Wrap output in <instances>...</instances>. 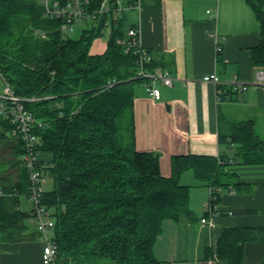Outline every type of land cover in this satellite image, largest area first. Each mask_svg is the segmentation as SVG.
Wrapping results in <instances>:
<instances>
[{
  "label": "trees",
  "instance_id": "trees-1",
  "mask_svg": "<svg viewBox=\"0 0 264 264\" xmlns=\"http://www.w3.org/2000/svg\"><path fill=\"white\" fill-rule=\"evenodd\" d=\"M68 1L59 0L61 5ZM103 1L89 0L92 23L74 38L62 28L67 18L46 15L41 0H0V72L43 124L32 132L39 137L34 145L38 166L54 180L41 201L52 218L56 264H163L154 245L164 220L193 213L190 186L180 181L181 174L193 170L212 187L211 206L219 200L218 188L237 182L224 157L176 156L172 175L164 176L159 153L137 149L134 99L144 79L137 76L133 51L118 39L138 23L127 10H117V0H108L109 9L101 11ZM159 2L141 0L142 6ZM246 2L261 26L253 62L264 68V0ZM107 26L106 49L93 52L94 40ZM155 66L157 59L149 65ZM219 137L237 144L235 162L264 164V138L253 120L229 122ZM8 140L15 142L10 166L17 173L0 170V243L28 239L32 216L20 206L31 189L26 140L17 123L0 113V142ZM256 236L264 237V227L226 229L219 256L241 264L244 241Z\"/></svg>",
  "mask_w": 264,
  "mask_h": 264
},
{
  "label": "crops",
  "instance_id": "crops-1",
  "mask_svg": "<svg viewBox=\"0 0 264 264\" xmlns=\"http://www.w3.org/2000/svg\"><path fill=\"white\" fill-rule=\"evenodd\" d=\"M210 8H217V14L209 13ZM128 13L138 23L143 45L174 76L171 86L159 84V99L151 97L143 84L137 88V149L159 153L164 176L172 175L176 156L224 157L230 161L226 171L234 173L237 182L234 187L218 188L219 200L208 209L211 187L198 180L193 170H185L180 181L190 186L192 216L164 220L154 253L163 264H229L219 256L223 232L264 227V164L235 162L237 144L219 137L229 122L253 120L255 131L264 138V85L254 82L259 67L252 57L261 40L260 22L246 0H160ZM85 21L92 23L90 18ZM213 72L223 82L237 76L248 83L247 89L230 91L226 84L203 81ZM3 84L0 77V91ZM219 90L227 93L220 98ZM202 218L213 224L203 223ZM33 226L28 239L0 243V261L43 264L44 240ZM241 264H264V237L244 241Z\"/></svg>",
  "mask_w": 264,
  "mask_h": 264
},
{
  "label": "built area",
  "instance_id": "built-area-1",
  "mask_svg": "<svg viewBox=\"0 0 264 264\" xmlns=\"http://www.w3.org/2000/svg\"><path fill=\"white\" fill-rule=\"evenodd\" d=\"M44 5L45 14L49 16H63L67 18L63 29L73 30L76 24L82 23L84 20L91 18L92 13L88 11L87 6L89 0H69L65 5H61L59 0H41ZM108 0H104L101 4V11L109 9ZM118 11H130L138 10L142 8L141 0H137L135 3L128 4L126 0H117ZM209 13L216 15L218 9L210 8L207 10ZM41 35L45 37V33L41 32ZM118 42L125 46L126 50H132L135 55V60L138 66L137 76L144 79L143 85L149 95L154 99H159L162 95V91L159 84L171 86L174 83V76L160 66L154 68L149 67L156 57L153 53L146 48L140 39L139 26H132L128 29L127 36L118 39ZM217 51H222V45L218 44ZM2 78V73L0 72ZM203 81L211 82L216 85L226 84L231 87L233 91H243L247 89V84L237 76H234L232 80L228 82L221 81L216 72L207 74L203 77ZM256 84L264 85V68H258L256 70L255 81ZM223 93L222 90L218 91L220 96ZM0 113L4 116L11 118L12 122H16L18 128L22 131L26 140V154L25 163L29 170V179L31 182L30 195L28 200L32 201L34 206L32 210V221L37 223V227L40 235L43 237L44 246L42 252L43 264H56L57 258V245L51 237L52 218L50 211L42 203L41 196L44 190V171L38 166L37 150L35 144L39 143V137L32 132L33 127L36 125L42 126V122L37 120L22 103V99L12 92L9 85L6 83V90L0 91ZM213 189H210V198L206 202L205 206L211 209V199L213 197ZM203 223L213 224L211 220L202 218Z\"/></svg>",
  "mask_w": 264,
  "mask_h": 264
},
{
  "label": "rangeland",
  "instance_id": "rangeland-1",
  "mask_svg": "<svg viewBox=\"0 0 264 264\" xmlns=\"http://www.w3.org/2000/svg\"><path fill=\"white\" fill-rule=\"evenodd\" d=\"M89 25L90 24L88 21H85L82 24H76L74 29L71 30L69 34L74 38H79L82 34V29L88 27ZM103 32H104L103 35L99 36L96 40H94V43L92 46L93 52H96V51L100 52L101 50L104 51L106 49L107 41H108L109 33H110L109 26H107ZM5 89H6V85L3 84L1 86V90L3 91ZM14 145H15V142L13 140L0 142V170L2 171V169L4 168L9 169L8 174L17 173V170L11 168L10 166L11 165L10 161L14 158V153H13ZM43 174H44V180H45L43 183V188L45 190L52 189L54 187L53 178L50 177L47 172H44ZM20 206L23 211L31 212L33 210L34 204L32 201L28 200L25 196H22ZM28 223L30 224V226L36 225L37 227V223L35 221H33L32 223L28 221ZM36 240H39V239H36Z\"/></svg>",
  "mask_w": 264,
  "mask_h": 264
}]
</instances>
